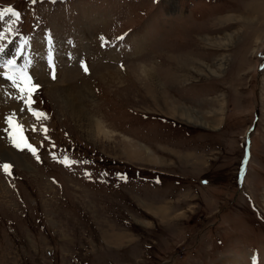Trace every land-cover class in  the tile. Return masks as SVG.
I'll use <instances>...</instances> for the list:
<instances>
[{"label": "rangeland", "instance_id": "rangeland-1", "mask_svg": "<svg viewBox=\"0 0 264 264\" xmlns=\"http://www.w3.org/2000/svg\"><path fill=\"white\" fill-rule=\"evenodd\" d=\"M153 1L128 0L142 17L113 31L124 16L113 0H0L19 13L0 20V65L15 59L17 83L20 72L31 77V107L47 117L37 120L0 75V165H12L11 175L0 168V264H264V0ZM90 19L91 39L76 34ZM55 37L67 55L68 44L87 45L78 62L91 74L33 49ZM137 64L162 84L140 79ZM106 70L120 81L103 79ZM68 84L88 87L85 108L109 140L85 135L64 94L53 95ZM13 113L36 156L13 145ZM106 174L122 186H106Z\"/></svg>", "mask_w": 264, "mask_h": 264}, {"label": "bare ground", "instance_id": "bare-ground-1", "mask_svg": "<svg viewBox=\"0 0 264 264\" xmlns=\"http://www.w3.org/2000/svg\"><path fill=\"white\" fill-rule=\"evenodd\" d=\"M92 20L93 19H90L89 21H84V22H81L80 23L79 28L77 29V32L81 36L83 34V36L86 37V36H88V34H91V31H92L91 22H92ZM42 44L40 43V44L35 45L33 47V49L34 48H37L38 49L37 51H38L39 54H41L40 57L42 56V59L44 61H48V59H53V61L56 62L58 59H60L61 53L59 52V47H58L57 42L52 43V44L50 43L49 44V47H47L46 49H43L42 48L43 47ZM171 56H169L168 59L171 60L174 63V61L176 60V58L173 59V57H171ZM35 58H37V57H35ZM39 61H41V58H40ZM29 65H31V64H29ZM137 66H138V69L137 70L140 72V73H138L140 79H145V78L155 79V78H158L159 77L157 75V71H156L155 68H150V67H147L146 65H140V64H137ZM206 66L210 70L211 73H217L218 69H221L222 63L221 62H218L217 63V69H215V70H214L213 67H211L209 65H206ZM33 67H34V65H33ZM71 72H73V71H71ZM141 72L143 73L142 74L143 77L140 76L141 75ZM117 73H119L117 70L116 71L106 70V73H103L101 75V77L104 79L105 76H108V78L110 77V80H112V81L115 80V79L116 80H119L118 79L119 75ZM172 75L173 74L168 75V76L170 77ZM139 77H138V79H139ZM158 80L160 81V84H162L160 77L158 78ZM160 84H158V85H160ZM163 85H164V83H163ZM54 88H57V87H53V89ZM82 90L83 89L72 88L68 84L65 88L62 89V91H58V90L54 89L53 90V93H54L53 95L56 96V99L58 100V98H59L58 95L59 94H62V93L64 94V99H63L64 101H62L63 104L66 105V106H68V108L71 111L70 112L71 115L74 116V118H75V120H76V122L78 124L79 129L82 130L85 135H90V136L91 135H100V136H102V138H104L106 140H109V138L111 136V132L109 130H107V128L102 124L101 121H99L97 118H94L93 116H91L89 114V112H87V110L85 108L84 100L89 99L90 102L93 101V97L92 96H91V98H89V95H90L91 92L88 90V87L86 88L87 91L86 90L82 91ZM156 95H158V94H156ZM159 95H160V97H163L164 98V101H166V95H164V94H159ZM169 102L176 103L175 100L174 101H169ZM179 112H181L182 113L181 116L183 118L187 119L188 121H192V122H195V123H200V124H203V125H208L207 122L204 119L200 118L193 111V109H190V110L189 109L188 110L179 109ZM126 144H131V142H126ZM144 147L145 146L142 145L141 147H139V149L144 148ZM143 151H144L145 154H147V157L148 156H151L150 155L151 153L149 151H147V149L144 148ZM187 151H185V152H187ZM180 152H181V150H180ZM190 153H191V151H190ZM187 155H190V154L187 153ZM217 264H243V263H240V260L239 259H236L235 260L234 258H225V257L223 258V257H221L219 259V261H218Z\"/></svg>", "mask_w": 264, "mask_h": 264}, {"label": "snow or ice", "instance_id": "snow-or-ice-1", "mask_svg": "<svg viewBox=\"0 0 264 264\" xmlns=\"http://www.w3.org/2000/svg\"><path fill=\"white\" fill-rule=\"evenodd\" d=\"M32 3H36L37 0H31ZM11 15L12 17H15L16 19L19 18V13L16 12L12 7H7V8H0V20L4 19V17L6 15ZM5 37L3 34H0V40H3ZM101 39L103 40V37H101ZM117 39H123V37H118ZM4 51V47L2 45H0V52ZM84 69L85 72L88 71L86 65H84L82 63L81 65ZM0 67L3 68H7L9 71L13 72V75H9L7 72H3L0 73V75H3L6 79L12 81L13 86L17 87L20 96L19 99H21L25 106L27 107L28 111L37 119V120H41V119H46V115L44 113L38 112L34 109H32L31 104L33 103V101L31 100V96L33 94V92L35 91V89L38 87L37 85H33L31 82V77L27 76L26 73L24 72H20L19 73V83H17V77L15 75L16 70V61L15 59L12 60H8L6 61L3 65H0ZM21 111H23V109H21ZM6 122L9 124L10 127L14 128L16 130V135L13 136V145L15 147H17L18 149L24 150L27 149L28 151H30L34 156H36V149L27 142L26 138L22 136V130H23V126L21 124H19V122L15 119V113L9 115L6 118ZM33 130L35 131V127L33 128ZM41 131H43V133L47 134V128H42ZM55 158V157H54ZM37 159H39L37 157ZM69 164L70 166V162L67 161H63ZM11 164H7L4 163L2 165H0V168L3 169V171L8 174L11 175Z\"/></svg>", "mask_w": 264, "mask_h": 264}]
</instances>
